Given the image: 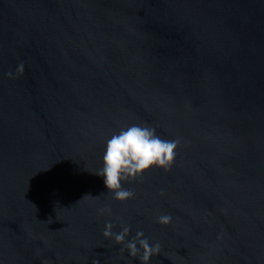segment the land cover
Masks as SVG:
<instances>
[{"label": "water", "instance_id": "water-1", "mask_svg": "<svg viewBox=\"0 0 264 264\" xmlns=\"http://www.w3.org/2000/svg\"><path fill=\"white\" fill-rule=\"evenodd\" d=\"M132 124L181 145L120 202L95 172ZM107 220L150 264H264V0H0V264H140Z\"/></svg>", "mask_w": 264, "mask_h": 264}, {"label": "clouds", "instance_id": "clouds-1", "mask_svg": "<svg viewBox=\"0 0 264 264\" xmlns=\"http://www.w3.org/2000/svg\"><path fill=\"white\" fill-rule=\"evenodd\" d=\"M24 72L23 62L14 70L5 75L15 79ZM181 140L163 139L155 128L147 124H132L121 128L118 133L112 134L104 145L101 157V166L95 172L103 178L104 187L111 194L112 199L120 202L134 197V193L122 186V182L132 181L141 177L150 169H159L165 172L171 170L177 156V149ZM96 199V198H93ZM98 215H111L110 207L98 209ZM172 217L168 214L159 215L156 223L167 226ZM114 224L107 220L104 224L102 237L122 245L121 251H126L129 257L138 259L140 264H150L151 258L160 253L159 242H149L142 230L130 235L131 228L121 225L119 231H113Z\"/></svg>", "mask_w": 264, "mask_h": 264}]
</instances>
